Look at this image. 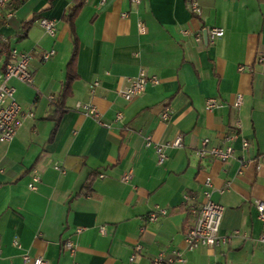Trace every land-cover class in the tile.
<instances>
[{
  "label": "crops",
  "instance_id": "crops-1",
  "mask_svg": "<svg viewBox=\"0 0 264 264\" xmlns=\"http://www.w3.org/2000/svg\"><path fill=\"white\" fill-rule=\"evenodd\" d=\"M192 1L200 17L189 12ZM15 2L0 27L8 44L0 76L11 51L34 60L31 85L8 82L22 117L13 141L0 142V264H31L24 256L49 264H150L173 252L181 255L178 264H264L254 209L264 203V63L256 62L264 56V0H86L72 29L62 18L75 0ZM40 19L56 23L54 38L39 28ZM206 27L224 36L197 42ZM74 39L79 79L56 124L51 102L65 82ZM49 51L54 55L43 62ZM140 71L158 84L126 103L120 93ZM208 99L216 100L215 109L206 108ZM78 103L94 106L100 124L76 111ZM167 108L171 116L162 122ZM177 137L181 146L165 150L159 166L145 138L165 145ZM204 139L232 146L235 158L198 159ZM131 168L135 177L123 183ZM206 179L224 209L219 235L237 233L211 255L184 242L192 225L187 208L202 203ZM85 184L90 193L79 195ZM156 208L167 215L149 223ZM65 241L75 245L73 256Z\"/></svg>",
  "mask_w": 264,
  "mask_h": 264
},
{
  "label": "built area",
  "instance_id": "built-area-1",
  "mask_svg": "<svg viewBox=\"0 0 264 264\" xmlns=\"http://www.w3.org/2000/svg\"><path fill=\"white\" fill-rule=\"evenodd\" d=\"M15 0H0V14L3 13L4 20L10 17L13 9L12 3ZM86 1V0H84ZM106 0H101L103 4ZM133 4H138L140 0H131ZM189 12L194 17H200L201 10L199 5L192 1L189 4ZM126 17V14L122 15ZM39 28L44 32V34L50 38H54L57 33V25L53 20L40 19L38 21ZM142 30V28H141ZM203 33L206 34L207 43L214 44L217 40L224 36V30L214 27H206L203 32L195 35V40L200 42L203 39ZM183 36H188L189 32L182 31ZM1 39V38H0ZM2 40V39H1ZM3 41V40H2ZM5 42V41H3ZM54 55L53 51L43 53L41 55V60L46 62L51 59ZM34 58L30 53H16L11 51L8 55V61L4 64L2 75L0 76V142L10 143L13 141L17 134V130L20 126V118L22 117L21 108L17 103L14 96V89L9 86L8 82L12 79L18 80L26 85L32 84V76L30 65ZM256 62L258 64L264 63V56L260 55L257 57ZM243 69H239L242 71ZM128 86L123 90L120 95L123 101L130 102L133 99L141 96L147 86H156L158 80L154 77L148 78L143 71H140L137 78L133 80H127ZM241 103V97L238 96L235 102V108L239 107ZM217 107V102L215 99H208L206 101V108L208 110H213ZM75 110L82 113L87 117L93 118L96 122L100 124V116L96 108L90 104L78 103L75 106ZM170 109H164L159 115V119L162 122H167L171 116ZM29 117H32L29 114ZM122 115L117 114L116 121H121ZM236 129H238V123L236 122ZM235 138L234 135L228 136L226 138V143L231 142ZM146 147H154L157 154V163L159 166L163 165L166 161L165 150L176 149L181 146V137H177L174 141L167 143L165 145L153 144L150 138H145ZM243 150H246L248 144L244 142L242 144ZM196 156L198 159H212L221 163H226L235 158V152L230 145L214 146L211 145L210 140L204 139L201 143L200 149L197 150ZM241 167L244 166L243 158L240 161ZM54 169L58 172L63 173V171L55 166ZM136 175V169H129L122 177L123 183H128ZM30 189H33L30 187ZM212 185L209 179H206L202 185L201 196L202 203L198 205H191L187 208V213L192 218V225L187 230L184 235V242L187 250H194L198 248H203L211 255L216 248L219 246L226 245L230 242L233 236L237 233L234 232L229 236L222 237L219 235V229L223 216V207L214 202L212 199ZM254 209L256 211V218L262 226V232L258 238V243L261 252L264 255V203L255 202ZM167 215L166 210L156 208L151 211L148 215L149 223H156L159 219ZM102 231V230H101ZM63 249L71 256L75 253V245L70 241H65L63 243ZM140 246H136L135 252L140 251ZM23 262L31 264H49L46 260L42 258H35L32 261L24 256ZM134 256L131 257V261ZM183 260L178 252H173L169 256H158L150 261V264H178L182 263Z\"/></svg>",
  "mask_w": 264,
  "mask_h": 264
},
{
  "label": "trees",
  "instance_id": "trees-1",
  "mask_svg": "<svg viewBox=\"0 0 264 264\" xmlns=\"http://www.w3.org/2000/svg\"><path fill=\"white\" fill-rule=\"evenodd\" d=\"M83 4H84V0H75V6L71 10H69V12L65 14L62 18L63 22L68 24L71 29L73 28V22L75 18L77 17L78 13L80 12V9L82 8ZM17 5L18 4L16 2L15 3L13 2L11 6L12 9L14 10V8ZM3 23H4V17H3V13H1L0 14V27L3 25ZM31 24H32V21L24 22L22 24L21 33L18 36L20 39L25 38L27 30L29 29ZM78 50H79L78 41L74 39L71 55L66 65L65 82L58 96H56L54 100L51 102L52 110H51L50 119L53 120L56 124L59 122L61 116L67 111L65 107V102L67 99H69L72 96V86L79 79L77 75V68H76ZM7 52H8L7 42H3L0 39V56L3 53H7ZM86 192L90 193V188L88 184H85L83 186L82 191L80 192L79 195H81V193L83 195H86Z\"/></svg>",
  "mask_w": 264,
  "mask_h": 264
},
{
  "label": "water",
  "instance_id": "water-1",
  "mask_svg": "<svg viewBox=\"0 0 264 264\" xmlns=\"http://www.w3.org/2000/svg\"><path fill=\"white\" fill-rule=\"evenodd\" d=\"M203 39H204V42L207 43V37L205 33H203Z\"/></svg>",
  "mask_w": 264,
  "mask_h": 264
},
{
  "label": "rangeland",
  "instance_id": "rangeland-1",
  "mask_svg": "<svg viewBox=\"0 0 264 264\" xmlns=\"http://www.w3.org/2000/svg\"><path fill=\"white\" fill-rule=\"evenodd\" d=\"M3 59H0V67L3 65Z\"/></svg>",
  "mask_w": 264,
  "mask_h": 264
}]
</instances>
